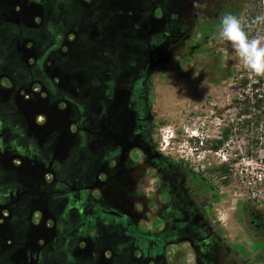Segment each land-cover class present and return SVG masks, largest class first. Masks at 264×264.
<instances>
[{"label": "rangeland", "instance_id": "1", "mask_svg": "<svg viewBox=\"0 0 264 264\" xmlns=\"http://www.w3.org/2000/svg\"><path fill=\"white\" fill-rule=\"evenodd\" d=\"M167 1L44 0L35 25L0 23V87L48 89V80L59 81L72 92L76 116L96 123L98 112L116 97L107 93L105 84L117 74L128 77L135 70L132 63L142 61L144 48L134 29L139 21L133 12L157 7L155 13L166 23L154 27L162 29L167 24L172 30L156 47V61L150 64L152 72L144 83L154 115L151 127L144 131L167 163L157 176L152 162L142 161L146 156L130 145L129 154L109 162L112 172L98 176V183L107 184L106 190L97 189L92 195L131 216L132 224L152 235L177 230L187 216L185 204L192 206L198 198L191 222L199 227L204 224L203 234L210 233L207 244L213 248L210 259L203 263L264 264V236L249 224L251 210L264 214V164L260 162L264 151L257 157L245 155L244 143L237 137L217 151L208 149L210 140L219 134L227 113L223 108L234 91L232 82L223 79V68L230 64L238 69L242 63L231 44L217 35L225 0H173L172 6ZM114 2L116 11L110 7ZM3 3L10 11L16 2ZM21 7L17 4V14ZM126 10L132 17L130 24L123 20ZM25 11L31 18L37 8L30 5ZM133 86L137 87L136 81ZM123 93L116 106L123 103L126 111L130 92ZM9 105V101H0V110ZM89 143L81 139L71 142L57 155L51 173L69 182L92 179ZM54 144L51 149L57 141ZM221 163L228 165L229 174L219 173ZM25 176L22 170H2L0 186L23 183ZM170 182L173 185L167 187ZM44 201L53 207V224L64 223L67 201L53 196ZM97 231L89 258L72 253L77 239L59 236L42 245L37 264H128L121 251L118 256L112 251L114 246L127 247L126 234L111 224L97 227ZM161 248L162 264L198 262L195 249L182 238L163 242Z\"/></svg>", "mask_w": 264, "mask_h": 264}, {"label": "flooded vegetation", "instance_id": "2", "mask_svg": "<svg viewBox=\"0 0 264 264\" xmlns=\"http://www.w3.org/2000/svg\"><path fill=\"white\" fill-rule=\"evenodd\" d=\"M43 1L15 0V7L10 10L12 14L6 3H3L8 0H0V23L9 21L35 25ZM17 4L22 5L19 14L16 13ZM166 4L172 6L173 0ZM30 5L37 8L31 18L24 14L25 8ZM110 7L115 8V11L118 8L116 2L111 3ZM156 8H150L152 11H142L140 8L133 12V17L136 14L139 21L134 29L144 48L143 58L141 62L132 63L131 67L135 70L128 77L117 74L105 84L107 93L115 94L116 97L112 104L98 112L96 123L76 116L72 92L60 86L62 83L59 81L48 80V89L33 86L20 91L0 87V101H9L10 104L0 110V171L19 173L22 170L26 174L23 183L0 186V264H37L42 245L59 236H64L66 240L77 239L76 249L72 253L89 258L93 240L99 235L97 227L110 224L128 237L127 247L121 250V247L114 246L112 250L117 256L121 251L123 260L126 258L128 264H149L150 261L152 264H162L163 242L173 243L177 238L187 241L195 249L198 262L207 264L203 261L210 259L213 249L207 244L210 233L203 234V223L200 228L191 222L200 199H195L192 206L185 204L187 216L177 230H159L152 235L142 230L139 224H132L131 216L93 196V191L103 187L106 190L107 187V184L98 183V176L112 172L113 167L109 162L119 160L125 153L129 154L127 148L130 145L146 156L142 161L152 162L157 173L167 163L156 151L151 136L144 131L151 127L154 118L144 83L152 72L150 64L156 61V47L168 39L172 30L167 24L162 29L154 27L160 22L166 23L155 13ZM126 11L123 20L129 23L132 17ZM33 17H37L36 21ZM58 42L56 40L54 45ZM55 73L60 75L57 70ZM133 81L137 82V87L133 86ZM122 92L129 95L125 103L126 111L123 103V106H116V100L122 99L120 96L124 95ZM115 111H118L117 114ZM77 139L90 142L87 150L93 163L94 176L88 182H81L83 180L79 181V178L69 182L51 173L56 166L57 155L62 154ZM53 143L55 147L51 149ZM163 170L166 171L165 168ZM169 173L172 175V172ZM113 174L110 175L111 179L116 175ZM160 174L163 173L157 176ZM171 184L166 186L170 187ZM49 196L67 201L64 223L53 224V207L44 201ZM23 197H27V200L21 201ZM123 199L126 201L127 198ZM249 224L264 236V214L251 210ZM187 228L191 229V234L187 233Z\"/></svg>", "mask_w": 264, "mask_h": 264}, {"label": "trees", "instance_id": "3", "mask_svg": "<svg viewBox=\"0 0 264 264\" xmlns=\"http://www.w3.org/2000/svg\"><path fill=\"white\" fill-rule=\"evenodd\" d=\"M220 9L221 18L230 13L239 20L243 15L239 20L242 29L250 38L260 37L264 43V0H225ZM223 79L232 82L234 91L223 108L227 113L219 134L210 140L208 149L217 151L231 137H237L244 143L245 155L257 157L264 151V76L247 71L242 62L238 69L226 64ZM260 162L264 164V158ZM217 168L220 174H229L226 163Z\"/></svg>", "mask_w": 264, "mask_h": 264}, {"label": "clouds", "instance_id": "4", "mask_svg": "<svg viewBox=\"0 0 264 264\" xmlns=\"http://www.w3.org/2000/svg\"><path fill=\"white\" fill-rule=\"evenodd\" d=\"M217 35L220 40L231 44L235 55L242 60L247 71L256 76H264V43H261L260 37L250 38L236 16L225 14L220 20Z\"/></svg>", "mask_w": 264, "mask_h": 264}]
</instances>
